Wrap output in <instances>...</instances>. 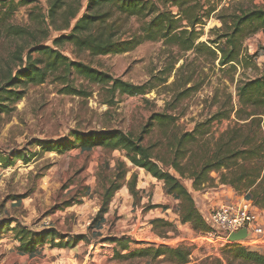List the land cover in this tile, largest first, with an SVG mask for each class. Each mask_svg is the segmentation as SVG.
<instances>
[{
  "label": "rangeland",
  "instance_id": "obj_1",
  "mask_svg": "<svg viewBox=\"0 0 264 264\" xmlns=\"http://www.w3.org/2000/svg\"><path fill=\"white\" fill-rule=\"evenodd\" d=\"M191 1L201 6V17L210 6L216 8L211 16L200 19L203 25L197 27L201 35L196 41L214 49L215 56L204 48L179 50L162 39L145 40L127 52L106 55L78 51L68 42L57 47L70 60L134 84H147L145 94L115 93L111 98L108 87L90 83L74 72L67 82L87 95L65 94L58 73H51L42 84L14 86L22 97L13 101L11 95L1 102L0 264H253L239 259L236 247L223 243L214 249L204 244L199 236L202 229L182 221L180 199L166 191L163 181L133 166L124 151L102 146H79L62 153L46 149L51 142L66 143L75 132L119 129L133 137L141 136L142 144L152 154L165 156L175 151L180 134L197 127L201 137L194 144L186 143L189 156L212 151L219 140H226L227 133L244 122L237 119L235 111L240 107L238 87L264 70V27L240 40L238 63L219 66L218 48L226 46L224 38L218 40L220 21L213 14L232 4L264 9V0ZM48 2L0 1V98L7 96L1 92L3 74L14 75L18 70L17 61L11 58L16 48L23 49L25 58L27 50L35 46H51L53 38L70 32L76 21L92 10L90 0H79V12L70 20L69 28L59 30L56 28L66 23L68 14L63 17L62 12L68 7L58 9L51 20ZM66 2L70 9L77 5L76 0ZM158 5L160 10L179 13L170 2ZM113 13L108 20H118L116 37L123 39L149 19ZM7 25L27 27L34 36H8L4 29ZM214 39L218 46L210 43ZM31 55L38 57L37 52ZM155 113L172 115L173 120L159 122L153 119ZM251 127L264 135V121L258 128ZM22 156L28 161L18 159ZM6 158L12 162L6 164ZM263 175L264 159L256 184ZM211 176L212 184L200 190L192 188L190 179L180 178L203 217L209 210L208 203L203 205L206 191L220 185V174L212 172ZM229 176L226 173V180ZM114 185L117 189L106 200L108 188ZM224 186L230 188L224 195L226 201L244 198L253 205L248 191ZM253 207L261 212L264 223V208ZM24 229L40 233L31 239L32 252L20 250L19 232ZM48 230L52 232L46 233ZM60 235L63 239L59 240ZM120 238L122 243L115 241ZM237 244L252 250L244 240ZM168 247L177 249L170 251ZM252 248L264 252V244ZM159 249L167 252L154 255ZM139 250L141 255L136 254ZM177 250L186 253L184 262L179 261Z\"/></svg>",
  "mask_w": 264,
  "mask_h": 264
},
{
  "label": "trees",
  "instance_id": "obj_2",
  "mask_svg": "<svg viewBox=\"0 0 264 264\" xmlns=\"http://www.w3.org/2000/svg\"><path fill=\"white\" fill-rule=\"evenodd\" d=\"M76 1V7L70 9V4L67 5L66 0H49L47 14L51 20L54 19L58 9L68 7L67 11L62 12L63 17L68 14L65 17L66 23L56 29L65 30L69 28L70 20L75 18L79 12L80 2L79 0ZM167 2L178 9L179 16L172 14L167 9L160 10L158 8V3L164 5ZM183 5H188V7L183 8ZM104 6L109 7L102 9ZM89 8L92 10L84 13L72 26L70 32L59 34L53 38L51 46H35L27 50L25 58L22 57L23 49L21 48H16L12 52L11 58L15 62L17 61L18 70L14 75L12 72L3 74L2 81L4 84L1 87V92L7 96L0 98V112L4 106L1 102L5 99L13 95V101H17L22 97L21 91L13 90L14 86L42 84L51 73H58V81L62 84L61 91L65 94L87 95L84 90L77 89L67 82V78L72 72L90 83L108 87L111 98L114 97L115 93L127 96L145 94L147 84H134L81 61L70 60L57 48L64 42L72 44L78 51H87L91 55H106L127 52L145 40L162 39L166 45L177 46L179 50L194 49L200 51L204 48L215 56L214 49H211L207 44L196 43L201 35V29L198 30L197 27L203 25L200 19L211 16V13L216 9L214 6H210L204 11L205 17H201L199 14L201 6L191 0H90ZM113 12L128 17L133 16L142 21H145L147 17L149 19L143 22L129 37L123 39L116 37L114 26L118 20H108L113 16ZM213 16L220 21V26L216 28L221 32L218 35V40L224 38L226 46L225 48H218L220 52L218 65L232 66L239 62L240 40L264 27V9H249V7L244 8L238 4H232L225 8L221 7ZM183 20L186 24L181 25ZM4 29L8 36H34V31L24 26L7 25ZM218 40H211L210 43L218 46ZM32 52H37L38 57L33 58ZM188 81L190 80H186V82ZM238 97L240 107L235 111L237 119L244 122L232 132H228L226 140L223 142L219 140L210 152L207 150L201 151V153L193 152L188 156L190 148L187 147L186 143L192 142L191 144H194L201 137L197 127L192 131L180 134L176 140L177 148L175 151L166 154L167 156L152 154L150 148L142 144L141 136L133 137L119 129L86 134L75 132L72 134L73 138L67 140L66 143L51 142L46 145V149L47 151L62 153L79 146L87 148L102 146L110 150L124 151L133 166L141 168L157 180L163 181L166 191L180 199L182 212L180 216L183 222H190L194 228L205 230L207 224L180 178L190 179L192 188L200 190L212 184L214 181L211 176L212 172L219 173L221 176L220 185L229 184L236 191H248L252 204L264 208V175L256 184V179L263 169L264 135H259V132L257 133L251 127L258 128L259 123L264 121V70L260 76L247 79L238 87ZM153 119L162 122L165 119L173 120V116L155 113ZM254 123H257L258 126ZM243 130H245L244 134L242 133ZM22 157L18 159L23 162L28 161L25 156ZM5 161L6 164L12 162L7 158ZM238 161L240 162L238 163ZM169 169H172L180 178ZM224 170L228 172H224ZM226 173L227 176L230 175L228 180H226ZM116 189L117 186L115 185L108 188L105 199L110 198ZM51 232L48 230L46 233ZM19 233H22L19 240L21 243L20 250L32 252L34 244L31 239L35 234L40 236V233L34 234L25 229ZM58 239H63V236L60 235ZM115 241L123 242L122 238ZM224 243L236 247L234 252L239 259L253 264H264V254L238 247L236 246L238 241H225ZM168 249L174 251L173 249L177 248L168 247ZM166 252L159 249L154 252V255L159 256ZM177 253L179 261L184 262L186 253L180 250H177ZM136 254L141 255L142 252L139 250Z\"/></svg>",
  "mask_w": 264,
  "mask_h": 264
},
{
  "label": "built area",
  "instance_id": "obj_3",
  "mask_svg": "<svg viewBox=\"0 0 264 264\" xmlns=\"http://www.w3.org/2000/svg\"><path fill=\"white\" fill-rule=\"evenodd\" d=\"M209 204V203H208ZM207 228L199 233L204 244L217 249L230 234L245 229L246 236L243 239L250 249L255 245L264 244V223L261 212L257 210L249 200L241 198L237 201L223 200L209 204L208 213L203 217ZM262 243V244H261ZM264 254V252H262Z\"/></svg>",
  "mask_w": 264,
  "mask_h": 264
},
{
  "label": "crops",
  "instance_id": "obj_4",
  "mask_svg": "<svg viewBox=\"0 0 264 264\" xmlns=\"http://www.w3.org/2000/svg\"><path fill=\"white\" fill-rule=\"evenodd\" d=\"M230 188L224 185H219L208 191H206V199L203 201V205L206 203H218L226 199V194L229 193ZM206 202V203H205Z\"/></svg>",
  "mask_w": 264,
  "mask_h": 264
},
{
  "label": "water",
  "instance_id": "obj_5",
  "mask_svg": "<svg viewBox=\"0 0 264 264\" xmlns=\"http://www.w3.org/2000/svg\"><path fill=\"white\" fill-rule=\"evenodd\" d=\"M246 231L245 229H241L238 232L232 233L228 237V241H241L245 238Z\"/></svg>",
  "mask_w": 264,
  "mask_h": 264
}]
</instances>
